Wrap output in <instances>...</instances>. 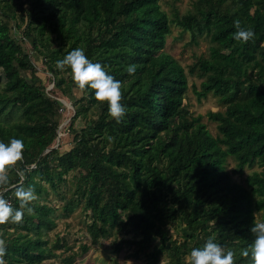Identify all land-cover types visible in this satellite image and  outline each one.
Listing matches in <instances>:
<instances>
[{
    "label": "trees",
    "instance_id": "16d2710c",
    "mask_svg": "<svg viewBox=\"0 0 264 264\" xmlns=\"http://www.w3.org/2000/svg\"><path fill=\"white\" fill-rule=\"evenodd\" d=\"M159 1L0 0V140L15 136L25 144L0 194L14 207H20V186L62 195L66 212L80 208L88 218L92 244L121 229L131 233L116 250L132 245L133 258L146 253L155 263L165 255L168 264H189L191 249L211 237L235 250V264H252L255 214L264 221V0H199L180 18H170ZM237 19L255 30L252 39L234 38ZM172 24L192 42L203 32L210 38V57L199 63L201 91H194L198 100L211 92L224 107L207 115L217 123L216 136L188 111L187 76L163 51ZM76 47L123 81L127 111L119 123L93 89L78 86L70 67L56 66ZM30 52L50 75L51 90L37 76ZM129 64L135 73L127 72ZM73 89L81 96L71 119L86 122L78 131L69 124L72 148L60 154L51 148L66 110L61 98ZM255 164L262 170L245 184L232 179ZM70 173L72 190L57 193ZM53 210L36 198L20 221L0 223L5 264H43L69 250L62 239L48 247ZM174 221L184 231L172 240L165 227ZM155 238L159 245L151 249Z\"/></svg>",
    "mask_w": 264,
    "mask_h": 264
},
{
    "label": "rangeland",
    "instance_id": "374dc122",
    "mask_svg": "<svg viewBox=\"0 0 264 264\" xmlns=\"http://www.w3.org/2000/svg\"><path fill=\"white\" fill-rule=\"evenodd\" d=\"M199 0H160L159 4L161 8L172 18L173 14H176L179 18L186 15L189 12H194L195 6ZM209 36L203 32L202 34H196L195 42H192L189 32H183L182 29L175 24L171 25V33L166 39V44L163 49L165 53L172 56L178 64L184 70L187 76V92L185 94L184 104L187 105V109L192 115L201 116V122L205 124L206 129L211 135H217V123L208 119L209 112H223L224 107L219 102V98L211 92L207 94L205 98L198 100L196 92L201 91V83L204 77H200L199 63L200 60L208 59L210 57L211 43ZM29 50V46H24ZM32 62L37 67V76L39 77L42 85L46 91L51 90L52 79L46 72L41 71V62L34 53L32 54ZM67 77V76H66ZM195 89V91H194ZM81 96V92L78 89H73L72 93L66 97H62L63 106H66V110L60 111L61 122L57 129V139L51 149H56L60 154H64L72 148L73 134L69 132L68 126L72 125L74 130H80L83 128L86 120H81L80 117L72 120V116L75 112V101ZM72 120V121H71ZM71 121V123H70ZM51 149H48L50 151ZM46 151V152H48ZM226 169L231 172L234 168V161L231 158H227L225 163ZM262 168L256 164L252 167L245 168L241 176L232 175V179L240 184H245V179L248 175H251L255 171H261ZM75 173L66 175L65 182L61 183L59 192L63 195H67L69 190H72L71 183ZM37 194V193H36ZM37 199L41 203H46L54 210L52 213V219L54 220L55 227L46 233V239L51 247L54 241L62 239L66 244L68 251H57L55 256L43 262V264H67L64 259L67 257H74L70 264H168V257L165 255L160 256L158 261L153 263L149 261L146 253H139L137 258H133V248L131 246H123L117 251L118 241L125 237L131 238L133 235L126 234L125 229H121L108 238H99L96 244H92L90 238L86 234V225L89 223L88 218H85L84 213L80 208L75 209L73 212H66L63 209L65 199L62 197H55L50 194H37ZM257 222L263 221L260 217V213L255 214ZM121 221H124V217H121ZM167 232L170 239L174 240L179 238L184 231V226L180 225L178 221H174L172 224H166ZM201 243L203 240L199 239ZM159 245V240L155 238L152 242V247ZM88 247V251L84 252L82 247ZM186 261L189 263L188 257Z\"/></svg>",
    "mask_w": 264,
    "mask_h": 264
},
{
    "label": "clouds",
    "instance_id": "9594fccd",
    "mask_svg": "<svg viewBox=\"0 0 264 264\" xmlns=\"http://www.w3.org/2000/svg\"><path fill=\"white\" fill-rule=\"evenodd\" d=\"M234 23L237 28L234 33L235 39L248 41L255 36V30L251 26H241L239 19ZM55 63L60 69L70 67L72 77L80 88L90 87L98 101L107 102L108 112L117 123L123 119L127 111V106L121 103L123 81L116 79L102 63L89 59L84 48H73ZM126 70L133 74L136 72V65L129 64ZM24 147V140L19 137L13 136L7 143L0 140V183H7L8 169L22 160ZM15 195L19 199L20 207H14L3 194H0V223L9 219L20 221L24 216L25 207L37 198L31 186L17 187ZM27 210L33 211L30 207ZM251 231L255 233L251 251L252 264H264V221L254 223ZM6 251L5 240L0 237V264H5ZM245 255L248 253L245 252ZM235 257V250L226 249L220 242L209 237L202 246L191 249L188 259L189 264H235Z\"/></svg>",
    "mask_w": 264,
    "mask_h": 264
}]
</instances>
